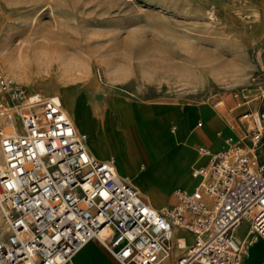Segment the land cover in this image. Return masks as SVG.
<instances>
[{"label": "built area", "instance_id": "2783aa9c", "mask_svg": "<svg viewBox=\"0 0 264 264\" xmlns=\"http://www.w3.org/2000/svg\"><path fill=\"white\" fill-rule=\"evenodd\" d=\"M261 97L221 148L198 146L197 182L156 208L59 102L0 71V264H65L91 239L119 264H160L173 247L176 264H241L264 241V87Z\"/></svg>", "mask_w": 264, "mask_h": 264}, {"label": "rangeland", "instance_id": "374dc122", "mask_svg": "<svg viewBox=\"0 0 264 264\" xmlns=\"http://www.w3.org/2000/svg\"><path fill=\"white\" fill-rule=\"evenodd\" d=\"M61 20L70 24L71 45L39 43L55 41L50 36ZM263 63L264 0H0V71L66 108L72 104L88 119L86 128L74 125L91 146L97 132L115 139L125 115L155 122L161 108L193 109V129L206 123L199 111L209 110L216 118L214 134L260 106ZM172 127L178 131L170 119L150 131L153 143L161 144L165 135L178 146ZM183 148L195 154L193 146ZM167 162L136 159L135 178L129 173L151 200L140 194L158 207L171 202L176 188L193 183H173L175 172L189 176V163L164 178ZM154 191H165V200H155Z\"/></svg>", "mask_w": 264, "mask_h": 264}, {"label": "crops", "instance_id": "0c3cea01", "mask_svg": "<svg viewBox=\"0 0 264 264\" xmlns=\"http://www.w3.org/2000/svg\"><path fill=\"white\" fill-rule=\"evenodd\" d=\"M175 109H181L183 114L189 116L184 121L185 122L184 123L185 124L184 129H181V127L179 125L180 119L169 118V120L172 119L175 122V124L178 126L177 132L175 130L176 128H174V127L171 128V132L173 133V136L175 138V143L178 144V146H176V147L170 146L169 141H168L169 139L166 138L165 135L160 136L161 137L160 141L162 143L159 145H156V146L158 149H160V152H161L160 158H163V159L167 158V160H168V162L165 163L163 167H161L164 169V171H165V169H168V171H169L168 175H172V173H174L176 171V168L178 166H181L185 163H189L188 164L189 176H187L184 173H176L175 172V174H177L176 175L177 179L175 181H177V182H173V183H180L181 182L183 184H189L190 181H193L192 185L190 186V187H192L195 184V182H197V180L194 177H192V175H191L192 167L194 165L205 164L207 162V157L201 156L198 153V150H197L198 146H204V147L210 148L211 150H217V149L221 148L223 146L224 137L227 134L231 133V131L229 129V124L231 123V121H233L235 119V117L233 119L229 120L228 122H226L223 126L216 129L217 131L215 130V132L213 134L211 128H212V126H214L216 124V118H215L214 125H212L210 127L207 126L208 125L207 117L204 116V113H206L209 110H201L200 113L206 118V123L202 128H203V130H205L207 128V131L205 130L206 133L204 132L205 134L203 136H199L197 133H198V131H201L202 128H199V129L194 128L193 129L190 126L191 125L190 121L192 119V116L194 115V111H192L193 109L185 110L181 107H176V108H173L171 110H175ZM171 110L170 109L163 110L161 108V111L158 114V116L159 115L163 116L164 115L163 111L164 112H170ZM162 118H164L163 120H165V122H166L165 115ZM163 126H165V123L162 124L160 127H163ZM118 131H116V135L119 134ZM217 132H221V134L218 135V134H216ZM115 137H116L115 139H113L112 137L107 138V137L101 136L97 132L96 137L94 138V139L99 138V140L102 142L101 146H103L105 144L108 145L110 143L114 144V146L116 147L115 150L114 149L113 150L106 149V148L105 149L104 148L99 149L98 147L93 145L94 139L92 140V146L89 145L88 140H87V145H88V149L98 158L106 159V158L113 157L114 163H115V168H116V163H118V157H117L116 153L121 152V151L119 150V147H118L119 141H120V138H119L120 135L115 136ZM181 138H187V144L179 143L178 140H180ZM196 141H204V143L199 144ZM206 142H207V144H205ZM196 144H198V145H196ZM184 145L185 146H193L195 154L192 150H190L188 148H183ZM115 157H116V161H115ZM133 166H132V170L134 169ZM157 168H159V167H157ZM116 170L119 174L127 176V177L129 176V173L130 174L132 173L131 172L132 170L131 171L130 170L118 171L117 168H116ZM182 174L185 175L186 178H188V180H189L188 183L182 182L180 180ZM168 175H167V177H168ZM130 181H131V179H130ZM190 187H182V188H190ZM173 202H174V196L172 197L171 202L167 205H170ZM167 205H164V206H167ZM156 208H161V207H156ZM246 228H247V224H242L241 227L238 229V234L240 236H242ZM177 233L184 235L186 237V241L190 242L191 236L188 232H186L184 230H177ZM180 254H181V250L173 247L170 254L166 258H164L160 264H176L177 257ZM65 264H119V263L104 249V247L97 240L91 239ZM241 264H264V241L262 239H257L251 245L248 256L243 259Z\"/></svg>", "mask_w": 264, "mask_h": 264}, {"label": "bare ground", "instance_id": "6f19581e", "mask_svg": "<svg viewBox=\"0 0 264 264\" xmlns=\"http://www.w3.org/2000/svg\"><path fill=\"white\" fill-rule=\"evenodd\" d=\"M70 9L71 8H65V9H63V11L68 15L69 13H71V10ZM63 20H61V22H58V27H59L58 30L53 31L52 32L53 35L50 34V35H52V36H50V40L52 38H54L53 40H55V41L48 42V43L47 42L44 43V41H42V42H39V43H42L43 45H47V46H50V47L55 48V49L68 48L69 45H71V42H72L71 41V38H70V36H71L70 35V32L67 30V28L69 27L70 24H67V22H65V21L63 22ZM62 23H63V25L60 26ZM60 41H62L63 43L61 44ZM52 97H53V99L55 101H57V98L55 96H52ZM160 106H162V105L160 104ZM62 107L68 112V114L71 115V117L73 119L72 121H73L74 124H76V125H78V126H80L82 128H86L87 127L88 119L83 114H77L76 113V110H75V108H74V106L72 104L69 103L68 104V108H66L65 105H62ZM163 114L166 117V121H168L169 118L180 119V122H179L180 124L179 125H180L181 129H184V126H185V124H184L185 122L184 121H185L186 118L189 117V116L183 114L182 111H181V109L171 110L170 112H164L163 111ZM163 116L162 115L157 116L158 119L156 118L157 121H155V122H150L152 120H149V121L146 120L148 122H141L137 118L128 117L126 115L119 120V121H121L120 124H121V126L123 128H121V130L118 131V133H119L118 135H120V137H119L120 138V141H119L118 147H119V150L121 151V152L116 153L117 154V157H118V163H116V168L118 169V171H122V170H127V171L130 170L131 171L132 170V166L134 165V160H136V159H144V160L147 159L148 161H151V162L159 161L161 159L160 158V155H161L160 154L161 153L160 152V149H158L157 146L153 143V140L150 138L149 134H150V131L156 130V129H158L161 126V124L166 123L163 120L164 118H162ZM204 116L207 117V123H208L207 126L210 127V126L214 125V123H215V116H214V114L211 111H207L206 113H204ZM135 127H136V130H137V133H133L132 132L133 131L132 129L135 128ZM205 130L207 131V128ZM205 130H203V128H202V130L201 131H198L197 134L199 136H203L206 133ZM114 135H115V133H114ZM118 135H116V136H118ZM93 141H94L93 142V145L96 146V147H98L99 149H102L103 146H105L107 149H111V150H113V149L115 150L116 149V147L112 143H110L108 145L105 144V145L101 146L102 145V142L99 140V138H96ZM178 142L181 143V144H187V138H181L180 140H178ZM0 168H1V163H0ZM131 172H132L131 173L132 178H135L136 174L133 173V170ZM168 172H169L168 169H165V171H164V178H167ZM128 178H129V176H128ZM180 180L182 182H187V183L189 182L188 178H186L185 175H183V174H182ZM162 185L163 184H161V186ZM166 187H167V185H166ZM167 191H169V190H167ZM140 192H142V194H144V196L148 197L149 200H151V197L147 193L143 192V190H140ZM164 192L154 191L153 192L154 199L157 200V201L163 202L165 200V197H166V194ZM150 202L153 204L154 207H158L152 201H150ZM0 230L2 232H4L6 230L5 224H2L0 226Z\"/></svg>", "mask_w": 264, "mask_h": 264}]
</instances>
